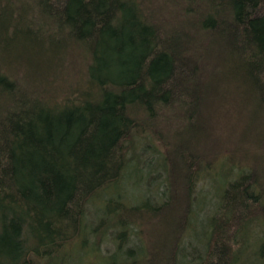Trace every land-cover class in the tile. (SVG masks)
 I'll return each mask as SVG.
<instances>
[{
  "label": "trees",
  "instance_id": "16d2710c",
  "mask_svg": "<svg viewBox=\"0 0 264 264\" xmlns=\"http://www.w3.org/2000/svg\"><path fill=\"white\" fill-rule=\"evenodd\" d=\"M75 57L81 58L82 83L56 86L66 61ZM227 66L241 80L229 82L233 91L257 103L264 123V0H0V264L55 256L88 228L95 195L114 188L119 201L118 187L141 164L131 163L134 139L155 135L165 144L161 127L170 123V131L179 117L211 132V99L221 90L215 74ZM19 70L22 82L16 80ZM241 113L248 124L256 122ZM198 154H181L188 173L184 188L210 175L209 159L196 170L189 166ZM231 172L216 215L207 219L204 255L187 253L184 245L195 223V195L181 213L168 262L161 259L166 244H116L109 256L137 252L139 260L121 264H241L243 247L234 254L227 244L228 224L244 215L250 220L239 233H250L246 229L255 222L262 233L264 172L256 163ZM163 185L161 194L171 203L172 186L168 180ZM145 192L139 209L151 202ZM106 213L105 232L115 228L121 242L135 226L140 240L141 220L107 223ZM90 226L93 234L102 231ZM256 242L251 253L263 264L264 236ZM179 252L186 254L179 259Z\"/></svg>",
  "mask_w": 264,
  "mask_h": 264
},
{
  "label": "rangeland",
  "instance_id": "374dc122",
  "mask_svg": "<svg viewBox=\"0 0 264 264\" xmlns=\"http://www.w3.org/2000/svg\"><path fill=\"white\" fill-rule=\"evenodd\" d=\"M79 60H81L80 57H75L66 61L64 69H62L63 76L57 79L56 86L68 87L76 82V84L82 83L81 80L84 73L81 72L82 68L81 65L79 66ZM212 62L214 63V60ZM209 66L210 64L206 67L207 70L204 71L207 77L213 69L212 66ZM234 71L230 66L216 70L215 77L220 79L217 84L221 86V90L219 94L215 95V99H211L212 107L215 106L212 120L209 122L212 126L211 132L207 130L203 134L200 129L201 122L197 123V126H193L187 123L186 117H179L172 120L174 125L170 131L167 132V127H170V123L165 125L167 127H161L163 130V136L161 137H163L167 150L163 149L166 148L165 144L162 141L160 142L155 135L143 137L145 139L143 142H141V139H134L133 145L135 148H133V152L130 155L131 163L135 164L138 161L141 164L137 168V164L132 167L133 169L127 175L129 178L133 177L122 183L121 187H118V192L123 197L117 201V196L119 195L117 194V189L114 188L109 189V192H106L105 189L104 192H99V194L95 195L93 201L89 202L86 212L85 220L88 228L86 227L87 229H84L75 241L62 248L63 251L57 252L55 256L45 260L38 259L36 264H115L116 262V264H121L126 259L127 262L125 263H133L136 259L139 260L137 252H134L130 257L122 253L111 258L109 255L115 253L116 244H120L121 249L123 247H132L134 249L138 244H147L149 246L166 244L165 252L161 254H167V257H161V259L164 262L165 260L168 262L170 247L174 245V233L179 234L178 225H180L181 213L186 210L185 206L188 200H192L195 195L197 196V200L194 203L195 210H197L195 212V223L188 230L189 238L186 239L184 245L188 248L187 253L189 251L196 256L201 251L204 255L208 248L206 243L210 237L207 219L218 210V202L221 199L219 194L221 196L224 195V187L228 182L227 176H232L231 178L233 179L234 174L231 172L233 169L236 170L237 166L245 168L253 163L261 165L264 172V123L261 122L260 108L257 107V103L251 102L247 97L243 98V95L238 96L236 91H233L229 82L241 83L240 77H237ZM21 72L22 70H19L17 73L16 80L19 82L24 79ZM222 87L227 89V92ZM241 112L252 114L256 122L254 124L251 123V125L248 124L246 120L248 116L243 115ZM144 144L151 146L147 147ZM145 149L147 150L144 151ZM189 151L192 154L205 151L203 152L204 154H198V157L194 158L193 162L190 160L191 164L189 163V166L193 169L196 170L204 159L211 160L213 164L208 160L209 170L211 168L209 176L208 174L204 175L196 184L184 188L182 184L188 182V173L182 163L181 154ZM161 153L163 155L158 156ZM139 155L142 156L143 160L137 159L140 158L138 157ZM189 155L191 154H188L187 157ZM135 157L137 160H135ZM213 167L214 169H212ZM140 173L143 174L144 178L146 174L150 173L155 177V180L153 182L148 181V178L144 180V178H141ZM136 178H141L138 187L134 183ZM167 180L172 186L171 192L173 194L171 196L173 198L171 203L168 198L164 199L163 194H161L164 187L163 183L165 184ZM263 181H261V185H263ZM187 188L188 190L190 189L189 195H187ZM144 191H146V196L151 198V202L145 204L146 207L139 209L141 205L138 204V197H141ZM158 198L161 199L158 200ZM163 201L169 203L167 209L163 207ZM108 203H111V207L105 209ZM103 209L107 211L106 214L109 216L107 217V223L109 221L113 223L119 221L120 218L125 219L126 217L141 220L140 229L142 234L140 235V240L135 235L137 230L135 226H132L133 230L128 231L127 237L121 242L114 238L115 228H108L105 232L103 227L106 224V218L103 220ZM260 209L258 204L254 205V210L259 211ZM261 212L263 213V211ZM249 215H251L250 212ZM238 216L233 218L231 223L228 224L231 226L229 232L231 237L227 244H230L229 247L232 245L231 250L234 251V254L239 253L237 250L243 247L242 255H240L242 257L238 260L241 261V264H259L261 260L253 255L251 251L253 250L252 246L257 243L256 240L264 236L262 234L264 230L262 229L261 233L259 224H255V222L252 227L246 229V232L249 231L250 233L244 235V230H241L242 237L239 229L244 227V223L250 220V217ZM263 218L264 216H259L258 222H263ZM182 219L185 221V215H183ZM90 225H94L95 229L98 228L102 231L93 234L91 233ZM182 231L185 232L184 229ZM238 236L240 237L239 239ZM161 247L163 248V245ZM255 248L256 246H254ZM184 253L186 254V252H179L177 257L179 259L182 258ZM188 261L193 263L192 258Z\"/></svg>",
  "mask_w": 264,
  "mask_h": 264
}]
</instances>
